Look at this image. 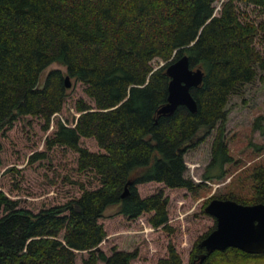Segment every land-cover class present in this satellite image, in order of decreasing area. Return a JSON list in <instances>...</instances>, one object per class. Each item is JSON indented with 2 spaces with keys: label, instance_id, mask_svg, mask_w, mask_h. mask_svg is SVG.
<instances>
[{
  "label": "trees",
  "instance_id": "1",
  "mask_svg": "<svg viewBox=\"0 0 264 264\" xmlns=\"http://www.w3.org/2000/svg\"><path fill=\"white\" fill-rule=\"evenodd\" d=\"M216 2L0 0V173L6 160L1 139L9 131L25 119L47 131L66 110L62 71H51L40 85L49 66H65L83 92L73 106L78 118L57 120L45 150L30 160L54 170L48 182L62 181L74 191L34 213L0 187V264H142L141 248L102 249L118 223L106 217L113 206L130 224L160 230L166 244L156 264H185L165 191L200 195L202 185L186 177L185 155L213 132L204 180L226 177L234 163L226 129L230 97L259 73L264 82V56L256 47L264 26L239 10L240 4L264 8V0H225L219 15ZM185 54L205 72L202 85L192 89L198 111L180 106L172 116L159 115L168 100L166 67ZM157 59L166 64L155 69ZM263 123L258 117L253 129L264 133ZM244 173L239 179L250 182L249 191L242 182L240 192L216 198L264 203V164ZM151 185L164 189L143 195L142 187ZM211 232L192 245L189 264L206 253L200 244ZM204 264H264V253L228 248Z\"/></svg>",
  "mask_w": 264,
  "mask_h": 264
},
{
  "label": "rangeland",
  "instance_id": "2",
  "mask_svg": "<svg viewBox=\"0 0 264 264\" xmlns=\"http://www.w3.org/2000/svg\"><path fill=\"white\" fill-rule=\"evenodd\" d=\"M224 1L217 0L215 3L216 15L220 14ZM239 10L241 14L247 13L256 24L264 26V8L240 4ZM256 47L264 56V29H261L256 40ZM152 64L155 69H159L166 63L157 59ZM53 70L62 71L64 78L68 76L65 66L54 63L42 73L41 86ZM260 74L256 80L232 94L227 106L229 112L226 125L227 140L234 163L226 166L228 171L226 177L217 181L204 180V175L212 160V144L216 135V132H213L203 143L190 149L185 155L186 177L202 185L200 195L194 197L186 191H165L170 198V220L178 229L177 238H174L176 244L180 245L179 250L184 255L185 264H189L188 253L192 245L214 229L215 220L202 212L205 210V203L216 197L227 196L231 192H240L242 182L245 183V189L249 191L250 182L241 181L239 178L254 166L264 164V133L253 129L255 120L264 116V82L261 81ZM69 82L71 86L68 88L66 110L56 119L55 117L52 119L49 130L42 131L40 128L42 123L35 119H25L1 139L5 146L3 158L6 160L0 173V187L10 196H15L21 206L34 213L65 202L74 191L70 185L62 181L57 185L47 181L45 178L47 174L52 177L56 176L54 170L50 172L42 163H30L34 154L45 150L46 138L54 130L57 120L70 122L79 116L73 106L75 99L83 95L82 86L74 78H70ZM60 155H63L62 152ZM12 169L16 171L13 172ZM17 186L20 189H17ZM159 188L161 187L156 185L144 186L141 193L145 195L158 191ZM117 212L118 206L110 207L106 211V217L117 218L118 223L112 226L115 232L113 231L104 242L102 249L110 253L114 245L127 251L141 248L143 255L141 263L156 264V260L163 255L166 244L165 238L160 235V230H157L159 234H154L148 228L146 230L136 224H130L127 219L117 216ZM1 216L2 212H0ZM149 249L154 257L151 256L152 254L149 255Z\"/></svg>",
  "mask_w": 264,
  "mask_h": 264
},
{
  "label": "water",
  "instance_id": "3",
  "mask_svg": "<svg viewBox=\"0 0 264 264\" xmlns=\"http://www.w3.org/2000/svg\"><path fill=\"white\" fill-rule=\"evenodd\" d=\"M165 73L170 78L168 100L159 110V115L172 116L180 106L197 113L192 89L202 85L204 70L193 68L190 57L185 54L169 62ZM69 79V76L65 78L67 89L71 86ZM127 194L126 191L123 197ZM205 211L216 219L217 225L200 244L206 253L200 256L198 264H204L213 252L228 248H237L249 254L264 253V203L244 205L231 199L215 198Z\"/></svg>",
  "mask_w": 264,
  "mask_h": 264
}]
</instances>
